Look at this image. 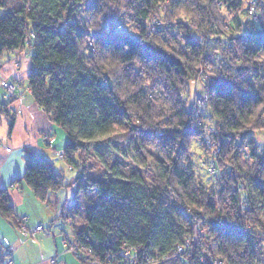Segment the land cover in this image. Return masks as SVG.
<instances>
[{
	"label": "trees",
	"instance_id": "obj_1",
	"mask_svg": "<svg viewBox=\"0 0 264 264\" xmlns=\"http://www.w3.org/2000/svg\"><path fill=\"white\" fill-rule=\"evenodd\" d=\"M246 2L0 0V58L26 51L29 89L66 133L67 164L84 169L93 152L106 165L122 144L136 166L126 175L115 163L105 180L82 171L68 183L63 169L25 150L23 180L39 200L66 187L76 200L81 190L98 191L82 207L85 226L71 234L96 258L127 248L172 257L201 223L223 264H263L264 139L255 134L264 132V0L257 21L244 19ZM158 20L165 28L149 36ZM202 94L199 114L193 99ZM199 116L220 148L212 159L221 178L209 185L191 157L193 140L203 148ZM0 216L18 225L1 187ZM159 264L210 262L191 252Z\"/></svg>",
	"mask_w": 264,
	"mask_h": 264
},
{
	"label": "crops",
	"instance_id": "obj_2",
	"mask_svg": "<svg viewBox=\"0 0 264 264\" xmlns=\"http://www.w3.org/2000/svg\"><path fill=\"white\" fill-rule=\"evenodd\" d=\"M30 69V58H25L20 68L13 65L10 53H5L0 58V187L8 190L10 202L17 216H26L30 227L43 225L44 230L37 232L34 238H26L21 233L18 219L16 226L6 221L7 226H4L1 232L3 237L0 235L1 252L5 254L4 242L9 240L17 247L11 256L13 264H83L72 253L67 252L62 243L64 237H71L73 232L72 226L59 218V209L65 201L75 199V194L69 198L68 192H65L71 187L55 192L46 203L39 200L23 180L26 170L25 150H34L52 161L56 167V164L60 163H56L51 154H62L67 143L66 133L37 105L29 88L22 100L12 104V108L19 112L13 125L11 117L8 116L10 114L2 107L4 99L2 80L9 77L20 78L28 86L27 75ZM48 131L53 133L55 139L51 146L45 144L41 138V135ZM60 155V162L66 164ZM17 179H20V182L16 184ZM76 201L73 200V203ZM52 258H55L54 262Z\"/></svg>",
	"mask_w": 264,
	"mask_h": 264
},
{
	"label": "rangeland",
	"instance_id": "obj_3",
	"mask_svg": "<svg viewBox=\"0 0 264 264\" xmlns=\"http://www.w3.org/2000/svg\"><path fill=\"white\" fill-rule=\"evenodd\" d=\"M246 6H247L246 7L247 11H249V15L244 14L243 15V16H245L244 19H246V17H248V18H250V20L254 19L255 21H257L258 20L257 0H247ZM231 18L232 17H230L228 21H230ZM157 22H160V26L162 25L163 29L165 28L166 24L163 21L158 20ZM227 22H226V24H227ZM157 31H159V30H156V31L151 30V32L149 30L148 34H149V36H153L157 33ZM26 57L27 56L25 55V53L20 54L19 59L15 55L12 56L13 59H18L16 64H14V62H13V65L16 68H20L22 66L23 60ZM259 58L263 59L264 56H261ZM202 76H205L203 71H201L199 74V80L203 79ZM16 79L19 80L20 78H16ZM20 83L23 84V96H22V98L21 99H14L9 103H3L2 104V107L8 111V113L10 114L8 116L11 117V119H13V121L18 116L19 112L15 111L12 108V104L16 101L22 100L24 98V95H25L27 88H29V86L25 85L23 79L20 80ZM198 94H200V93H198ZM202 96L206 99V104H207L208 96L206 94H202ZM195 98H197V97L196 96L194 97L193 105L195 108H197V112L200 114L202 112V110H200L198 105H196ZM48 116H49L50 120H52L51 116L49 114H48ZM199 119H201L203 122H205V120L201 116H199L197 118L196 122H198ZM204 135L205 134L203 133V137H202L203 148L201 145L199 146V142L197 140H193L191 157H192V161H193L194 166H195L196 174L202 180V182H204L206 185H209L210 183H212L213 179H215V181H217V180H220V178H221L220 174H217L216 172H211L210 166H209L210 161L212 160L214 155L217 156V152H218V150H220V148H217L216 146L213 147L214 141L211 139V135H209V139H208L209 144L207 145V143L204 142V140H203ZM255 137L258 138V140H263L264 139V132L262 131V132L256 133ZM41 138H42V140L44 139V140L49 141L48 146H51L53 143L52 141L54 140V135L51 131H48V132L43 133L41 135ZM64 147H65V145H64ZM124 150H125V148L122 144H117V147L114 148L111 151V153L105 157V160L107 162L106 165H104L103 162H101L100 159L97 156H95L93 154V152H91L88 155L84 156L83 160H81L82 161L81 165L84 166V169H82V166L77 167V168L76 167L71 168L70 165L67 164L66 161L65 162L67 165L64 163H61L60 159H59L60 153H57V154L52 153L51 156L54 157L56 163L57 162L60 163V164H56V168H58V169L61 168L64 170L67 182L72 181L73 178L77 175H80L82 173V171H83V174H85L86 176H94L97 180H105V179L113 178L111 166H113L115 163L118 164L120 170L126 175H128L129 173H131L132 171H134L136 169L135 164L133 163V161L130 158L127 157V154ZM60 158L64 159L62 154L60 155ZM215 168H216V166H215ZM66 191L68 192L69 198H72L74 196V191L72 188L65 190V192ZM97 192H98L97 190H88L87 192H84V190H81V192L79 193V195L77 197V201L75 203L76 206L78 207L80 213L79 214H73V206H72L70 208V210H68L69 214L66 217L62 214H59V218L63 219L64 222L67 223L68 225H71L73 231L75 229L83 228L85 226V221H84V218L82 215V207L88 201L96 199ZM73 200H75V199H73ZM4 226L5 227L7 226V222L0 216V235L2 232V228ZM72 230L69 227V232H71ZM202 230L204 233V237L202 238V240H200L199 245L202 249L208 250V248L205 244L207 237H208L207 232L204 228ZM2 237L3 236L1 235V238ZM70 238L72 239L73 236ZM1 248L2 247H0V253H1L0 254V264H6L9 257H6V255L1 252L2 251ZM193 252H196L198 254L197 251H193ZM185 254H189V253L187 252ZM218 264H223V263L221 262V260H219Z\"/></svg>",
	"mask_w": 264,
	"mask_h": 264
},
{
	"label": "built area",
	"instance_id": "obj_4",
	"mask_svg": "<svg viewBox=\"0 0 264 264\" xmlns=\"http://www.w3.org/2000/svg\"><path fill=\"white\" fill-rule=\"evenodd\" d=\"M119 30H123L122 25H118L117 27ZM163 29V26H160V22H157L154 27L150 29L152 31L159 30L161 31ZM149 35V34H148ZM151 35V34H150ZM90 50L93 52L94 47L90 43L89 45ZM25 50H15L13 53V56H17V58H20V54H24ZM18 59H13L14 64L17 63ZM20 80H17L16 78L9 77L7 79L2 80L1 85L4 89V99L3 103H9L14 99H21L23 96V84L20 83ZM197 98H195V103L198 105L199 109L202 110L204 106L206 105V99L202 95H197ZM202 108V109H201ZM198 127H200L203 131L204 135V142L209 144V135L214 133V127L207 122H203L201 119L197 122ZM43 142L45 144H48L49 141L44 140ZM53 142V141H52ZM213 147H215V143L213 144ZM210 171L216 172L215 170V163L213 159L210 161ZM216 175V174H215ZM217 176V175H216ZM73 206V200L67 199L65 203L62 205V207L59 209V214L64 215L65 217L69 214L68 210ZM72 212V211H71ZM18 221L21 224V233L26 238H34L35 234L37 232H41L44 230L43 225H37L34 227H30L28 225V218L26 216H17ZM203 227L201 223L197 224L194 227V231L192 236L186 241V243L183 246H180L174 253L172 257H165V258H158L154 259L151 256H149L144 250L140 251H134V249H125L119 256H110L107 260H100L95 257L92 250L85 246H81L77 244L74 240L71 238L65 237L63 239V246L67 252L72 253L80 262L83 264H159L163 262H167L170 259L176 257L180 258L185 253H190L193 251H197L198 254L202 256L204 260H208L210 264H218L219 259L214 258L208 250L202 249L199 245L200 240L204 237L203 233ZM4 252L6 257H9L6 264H13V261L11 259L12 254L16 251L17 247L9 242V240H5L4 242ZM55 261V258H52V262ZM264 264V260H263Z\"/></svg>",
	"mask_w": 264,
	"mask_h": 264
}]
</instances>
